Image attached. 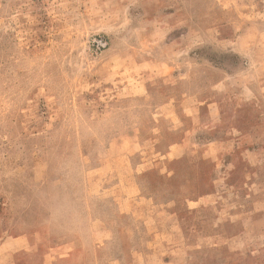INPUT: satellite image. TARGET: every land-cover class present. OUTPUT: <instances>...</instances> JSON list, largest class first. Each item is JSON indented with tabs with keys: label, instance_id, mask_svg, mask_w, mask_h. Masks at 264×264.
<instances>
[{
	"label": "rangeland",
	"instance_id": "1",
	"mask_svg": "<svg viewBox=\"0 0 264 264\" xmlns=\"http://www.w3.org/2000/svg\"><path fill=\"white\" fill-rule=\"evenodd\" d=\"M0 264H264V0H0Z\"/></svg>",
	"mask_w": 264,
	"mask_h": 264
}]
</instances>
